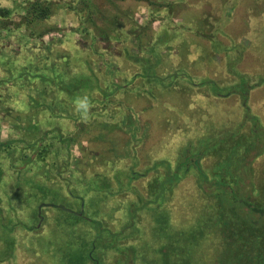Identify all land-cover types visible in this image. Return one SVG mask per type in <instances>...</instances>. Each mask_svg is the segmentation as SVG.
Returning <instances> with one entry per match:
<instances>
[{
  "label": "trees",
  "instance_id": "16d2710c",
  "mask_svg": "<svg viewBox=\"0 0 264 264\" xmlns=\"http://www.w3.org/2000/svg\"><path fill=\"white\" fill-rule=\"evenodd\" d=\"M258 1L236 0V13L249 29V20L264 14V2L260 0L261 5L258 6ZM26 2L18 5L17 9L21 10L23 25L31 29L30 32L34 31L30 33L32 36L38 34L35 30L38 23H45L61 10H69L78 17L79 27L75 33H79L86 40L89 38L94 47V54L101 49L100 44L95 45L97 41L104 43L107 49H110V45H116L122 57L135 63L137 70L133 76L138 77L143 85L146 82L157 86L164 84L167 76L162 72L163 65L167 68L172 66L161 48L166 44L167 39L164 36L153 37L155 32L152 24L156 20L155 15L159 14L162 8L172 13L176 12L179 7L176 0H70L65 3L55 0H28ZM143 4L151 11L149 25H139L134 21L135 6ZM229 13H232V10H229ZM12 15L13 9L2 6L0 0V25L5 27ZM198 24L197 34L203 27L202 23ZM246 25L241 32L246 31ZM261 34L259 36L264 38V33ZM220 35H224L223 39L226 40L230 36L238 37L240 33L237 34L231 29L225 32L222 30ZM204 36L200 39L207 38L206 43L216 47H201V41L197 37L193 45L201 49L195 51L196 57L185 59L182 63H186L187 66L193 65L192 68H195L197 73L203 71L206 76L198 82L195 78H190L188 84L191 88L197 86L201 92H206L205 104L211 99L221 101L222 98L238 96L244 102L241 109L246 113L247 110H251L250 105L247 104L250 91L255 90L259 99L264 98V79L261 78L264 77V42H258V39L252 40L251 45H244L239 55L229 52L235 55L229 62L233 64H230L231 69L229 63L224 64L223 71L239 78L238 83L234 85L239 87L241 79L248 84L244 83L247 87L244 94L238 91L233 94L231 86L234 85L221 83L217 77L223 72L215 71V67H218L216 64H222L216 59L217 53L225 52L230 48H222L216 40L206 34ZM27 41L25 44H31ZM170 41L171 39L167 44ZM60 43H64V40ZM167 48L169 51L172 50L170 46ZM182 50L188 52V45ZM186 55L187 53H183V57ZM61 59L67 63L64 68L72 64L67 62L69 59L66 54ZM30 62L32 63V60ZM109 62L111 61L107 60L104 63L107 74L110 77L119 76L120 70L117 69L119 67L115 68L114 63ZM79 64L81 67L84 65L86 67L76 75L72 85H67V90H73L76 94L85 91L79 99L86 96L89 103H94V91L97 90L104 92L101 96L106 103H109L114 91L126 90L127 86L122 82H113L114 90L109 84H104L103 87L97 76L99 72L97 63L92 57L90 61L84 60ZM32 65H35L34 62ZM53 69L52 65L45 67L44 71H40L41 75H36L31 68H27V77L13 86L20 91V87L33 89L32 85L35 84L38 98L29 96L27 101L24 99L25 110L32 107L37 108L38 112L50 111L53 106L57 107L62 103L61 100L48 102L46 97L57 79ZM173 78L172 81L176 82L175 76ZM6 97L2 100L0 95V108L7 103ZM71 98V104H75L78 97L72 95ZM260 104L264 105V101ZM5 107V111H10L7 106ZM58 108L68 118L66 114L68 107L62 104ZM231 111L235 110L231 109L230 113ZM219 115L212 113L208 116L206 113L199 120L197 131L201 133L200 136L189 143L190 148L188 145L183 149L185 157L188 151L191 152L188 159L175 160L171 163L155 162L147 172H157V169L164 166L165 173L159 175L157 172L156 178L151 180H147L144 175L140 176L133 169L124 172L125 174L122 171L116 172L112 179L113 186L108 185V182H97V178L89 177L80 162L75 165L68 162L61 165L57 163L49 166V169L50 167L52 169L48 171L45 164L51 163L49 158L56 160L62 141V146L76 142L71 135L59 132L58 137L53 135L54 133H48L36 138L35 142L21 138L20 143L25 147L21 151L19 163L12 166L17 176L14 180L8 181L3 179L0 171V228L13 238L11 253L8 255L15 253L20 246L17 235V230L20 228L27 233L21 238L28 246L22 245V248L36 258V264L41 259V264L58 262L59 264L66 262L67 264H264V174L255 172L251 165L246 164L243 168L240 164L245 162V158L253 151L256 158L262 155L260 149L264 146V139L258 132L259 128L264 127V117L262 115L256 117L254 114L253 121L250 120L252 121L250 135L241 136L240 131L245 119L242 118L240 123L235 122V124L233 121L230 122L229 118L221 120ZM28 116L26 117L29 118ZM16 119L11 118L9 122L18 124L27 135L31 132L39 134L42 131L37 122L33 123L29 119L25 121L24 128ZM57 137L58 140H55ZM12 144L13 142H9L0 145L9 149ZM53 146H56V151H53ZM32 149L38 151V156L33 157ZM26 150L32 153L25 154ZM255 157L251 160L253 161ZM30 163L38 164L40 169L44 170L35 174ZM139 178H146L144 194L138 191L137 187L134 189L132 186L134 180ZM191 178L194 191L190 189L191 191L188 190L190 194L188 196L184 194L185 196L182 197L183 192L180 191L182 185L186 180L191 181ZM3 181L6 183L5 187ZM114 186L116 191L113 196L121 194L122 191L132 192L134 199L128 204L114 203V206L105 208L107 199L112 196L111 194L108 197L104 196L103 190L106 191L108 188L111 190L110 188ZM194 192L198 195L194 196ZM54 195H58L57 200L61 199L71 205L77 202L78 206L73 208L46 202L55 200ZM53 208H57L56 211L60 210L66 216L62 215L63 219L59 220L64 221L65 226L52 219L53 215L48 210ZM24 210H27L26 221L21 214ZM5 216L9 221H6ZM42 217L44 220L41 226L36 228ZM29 228L34 229L30 231ZM81 237H87L88 240L82 241ZM31 238L35 241H31ZM59 250L64 253L59 255Z\"/></svg>",
  "mask_w": 264,
  "mask_h": 264
},
{
  "label": "rangeland",
  "instance_id": "374dc122",
  "mask_svg": "<svg viewBox=\"0 0 264 264\" xmlns=\"http://www.w3.org/2000/svg\"><path fill=\"white\" fill-rule=\"evenodd\" d=\"M26 1L28 2V0H1L2 6L13 9V15L9 19L8 24L5 27L0 25V95L2 100L7 96L8 100L5 106L10 110L5 111V106L0 108V144L13 142L9 149L0 145V171H2V177L5 180H14L17 176L12 166L19 163L18 159H20L22 155L21 151L25 147L24 144L20 143L21 138L30 139L35 142L37 141L35 140L36 138L48 133H54L53 135H58V137L60 136L59 132L71 135L76 142H71V144H67L68 146H62V141L60 153L55 157L56 160L54 161L52 158H49L51 163L45 164L48 171L52 169L51 167L49 169V166L57 163L61 165L68 162L75 165L80 162L83 170L87 171L89 177L97 178V182H108V185L113 186L112 179L116 172L121 173L122 171L124 173L133 169L140 176L144 175L147 180H151L152 178H156L157 172L159 175L165 173L164 166L157 169V172H147L148 168L153 166L155 162L165 161L171 163L175 160L182 161L186 160V158L188 159L191 152L188 151L185 157L183 149L188 145L190 148L189 143L196 140L197 136H200L201 133L197 131L198 122L206 113H208V116L212 115V113H216L217 116L220 114L221 120L224 121L229 118L230 122L233 121L234 123H240L242 118L245 119L240 131L241 136L250 135L254 114L256 117L261 115L264 117V105L260 104L264 101V98L259 99L255 94V90L249 92L247 104L250 105L251 110H247L246 113L241 109L244 102L238 96L222 98L221 101L211 99V101L209 100L205 104L204 94L206 92H201L197 86L191 88V85L188 84V79L190 78H195L197 82L199 79H203L206 76L205 72L197 73L195 68H192L193 65L187 66L186 63H182L185 62V59L196 57L195 53L201 48H196L193 44L196 39H200L201 37L203 39L206 34L220 43L222 48H230L216 55L217 61L222 64L217 63L218 67H215V71L223 72L220 77H217V80L219 79L221 83L228 85L238 83L239 78L224 72L223 65L228 64L235 57V55H231L229 52L232 51L239 55V51H243L244 45H251L252 40L258 39V42H264V38L259 36L261 33H264V14L259 18H252V21L249 20V29L236 13V0H176L179 6L176 12L172 13L162 8L161 12L155 15L156 20L152 24L153 31L155 32L153 37L164 36L167 39L165 41L166 44L171 39L167 46L172 47V50L169 51L166 44L161 46L163 53L165 52V56L172 66L167 68L163 65L162 72H164L167 78L164 84L159 86L149 85L147 84L148 82L143 85V82L138 77H134L133 75L137 70L135 63L130 59L122 57L116 45H110V49H107L104 43L97 41L95 45L99 46L100 44L103 50L100 49L94 54V47H92V42L88 40L89 38L86 40L79 33H75L79 27L78 17L69 10H61L45 23H38L35 26L38 34L36 33L32 36L31 34L34 31L30 32L31 29L23 25L21 10L17 9L18 5ZM55 1L65 3L70 0ZM259 2L260 0L257 3L258 6ZM135 10L134 21L139 25H149L150 20L148 19H151L149 16L151 14L150 8L143 4L138 7L135 6ZM229 10H232V13H229ZM198 23H202L204 28L202 27V31H199L200 33L197 34ZM244 25H246V31L243 33L241 30ZM231 29L237 34L240 33V36L235 38L230 36L226 40L223 39L224 35H220L222 30L225 32ZM204 39H200L201 47H216L211 43H206L207 38ZM26 40H28L27 42H31V44H25ZM62 40H64V43H60ZM186 45H188L189 51L183 52L182 49ZM183 53H187V55L183 57ZM64 54L68 55L69 60L67 62L72 63L67 68L63 67L66 62L61 59ZM91 57L97 63V69H99L97 76L102 86L109 84L113 88V82H122L127 87L126 90L114 91L111 99H109L110 101L108 100L109 103H106L102 97L104 92L94 91L95 102L89 103L90 107L85 118L83 110L77 111L76 103L71 104L72 95L79 98L85 94V91L76 94L73 90H67V85H72L74 83L73 80L77 77L76 75H79L81 70L86 67V65L81 67L79 63L84 60L90 61ZM30 60H32V63L34 62V66ZM76 60H79V62H75ZM107 60L111 61L109 63H114L115 68L119 67L117 68L120 70L119 76L110 77L107 74V69L104 65ZM144 62L146 64L145 60ZM230 64L233 63H229L228 65L230 66ZM51 65L52 69L55 68L53 72L55 73V79H57L54 85L51 86L52 90L50 94H46V97L48 102L61 100L62 103H59L57 107L53 106L50 111L40 110L38 112L37 108L32 107L25 110L24 99L27 101L29 96L38 98L35 84L32 85L33 89L20 87V91L13 86H16L17 83L27 77V68H31L36 75H41L40 71H44L45 67ZM66 72L69 73L66 74ZM63 74L65 75L63 76ZM239 74L241 75L242 73ZM173 76H175L176 82L172 81L174 80ZM261 78L264 79V77ZM243 80H240L239 87L238 85L231 86V89L234 91L233 94L237 91L244 94L247 90V87L244 85L246 82ZM62 104L68 107V112L66 111L68 118L58 108ZM231 109L235 111H231L230 113ZM238 109L240 112H238ZM27 115H29V118L26 117ZM11 118H17V123L24 128L26 125L25 121L30 119L33 123L37 122L41 126L42 131L39 134L31 132L29 136L22 128H19L18 124L9 122ZM258 134L264 139V127L259 128ZM58 137L55 140H58ZM55 148L56 146H53V151H56ZM260 150L262 155L256 158L254 155L255 151L251 152L249 157H247L248 159L245 158L246 163H240L242 167L244 168L246 164L251 165L255 172L264 174V146ZM35 151L37 150L32 149L33 157L38 156V151ZM32 152L26 150L25 154L29 153L30 155ZM254 157L255 159L252 161L251 159ZM36 160L34 159V161ZM249 160H251L250 164L248 163ZM30 164L33 165L32 171L35 174L44 170L40 169L38 164ZM146 178L134 180L132 184L134 189L137 187V190L141 191L142 194L146 193ZM3 183L5 187L6 183L4 181ZM193 184L192 178L191 181H184L182 190H180L183 192L182 197L190 194L188 190H193ZM110 189L103 190L104 196L108 197L110 194L112 196L108 198L109 200L107 199L108 203L105 205V208L114 206V203L128 204L129 201L134 199L132 192L122 191L121 194H117L115 197L112 195L116 191L115 186ZM193 194L194 196L198 195L196 192ZM54 199L46 202L73 208L78 206L77 202L71 205L61 199L57 200L58 195H54ZM56 209L53 208L48 211L53 215L52 219L54 221L56 220L58 221L57 223L65 226V222L59 220L63 219L62 215L66 216L60 210L56 211ZM26 212L27 210L21 211L22 218H25L23 219L24 221L27 220L25 217ZM43 220L44 218L42 217L36 228L41 226ZM6 221H9L7 217ZM5 226L9 228L8 225L5 224ZM33 229L29 228L30 231ZM17 231L20 246L17 247L15 253L9 256L13 238L7 235L4 229L0 228V264H34L36 261V258L31 253L22 248V245L28 246V244L23 243V239L21 238V236H26V231L20 228ZM70 237L72 238V234ZM80 240L86 241L88 238L81 237ZM31 241L34 242L35 240L31 238ZM58 253L62 255L64 252L59 250ZM68 256L70 257V255ZM40 261L38 264H41Z\"/></svg>",
  "mask_w": 264,
  "mask_h": 264
},
{
  "label": "clouds",
  "instance_id": "9594fccd",
  "mask_svg": "<svg viewBox=\"0 0 264 264\" xmlns=\"http://www.w3.org/2000/svg\"><path fill=\"white\" fill-rule=\"evenodd\" d=\"M75 103H76V110L77 111L83 110L84 116L86 118L90 107L88 98L86 96L83 99L78 98Z\"/></svg>",
  "mask_w": 264,
  "mask_h": 264
}]
</instances>
